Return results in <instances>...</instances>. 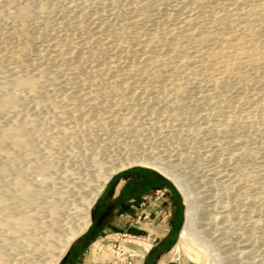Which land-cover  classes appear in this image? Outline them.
<instances>
[{"label": "rangeland", "instance_id": "obj_1", "mask_svg": "<svg viewBox=\"0 0 264 264\" xmlns=\"http://www.w3.org/2000/svg\"><path fill=\"white\" fill-rule=\"evenodd\" d=\"M10 1H0L3 2L0 4L3 9L2 11L0 8V69L2 68L0 79L4 81L9 76L18 74L17 76L29 75L25 78L35 77V79L42 80L37 88L18 91L20 94L16 97L17 101H13L15 102L14 105L12 102L9 107L0 109V127H7L9 124V126L17 125L22 128L27 125L25 128L29 132H27L28 135L30 134L28 144L34 151L32 157L24 158L25 160L17 156L19 153L13 155L14 159H12L13 156H11L12 158L7 156L8 154L6 152L7 155L4 154V151L1 152L2 149L0 148V167L4 165L5 168V172H2L0 168V176L6 183L4 186L8 184L7 187L2 188L4 198L11 205L16 203L15 195L19 192L12 182L17 177L18 172L23 171L22 173L26 174L24 177H27L26 179L33 187V194L36 193L37 200H42V202L33 203V208L28 206V211L36 212L35 215H37L34 217L36 222L47 221L48 218L50 221L47 222L49 223L48 227L46 224L40 226L41 223L40 225L37 224V228L30 226L27 233H31L30 235L36 238L37 235L44 234L51 227L60 234L69 231V228L64 227V222L68 221L69 218L72 219L70 220L72 224L77 222L75 217L77 215L79 217V213H81L77 207L90 196L92 189L95 188L94 185L99 182V174L111 170L110 168L123 163L125 160L129 164L122 166L123 171L142 168L161 175L164 174L162 171L151 168V165L135 161L137 158H149L168 165L193 192L195 203L198 206L195 224L187 227V203L183 191L179 188L185 206L184 224L181 227L180 236L171 250L160 258V262L155 260L152 264H192L196 261L197 256L202 261L200 264H264V59L258 65H246V68L245 65L240 66L238 68L240 74H232L226 78L220 84L221 86L217 87L218 92L213 89L212 79L208 77L204 79L203 75L200 74L202 76L200 77L198 73L193 72L192 77L191 71H186L193 69L190 68L191 64H188L189 68L180 67L181 71L178 67H174L175 69L173 67L167 68L170 72L177 71L178 68V71L182 73L174 72L175 75H178V79L174 73H172L173 75L168 73V70V72L165 71L166 75L162 71V74L167 77L156 76L160 75L161 72V70L156 71V69L152 70L156 71L154 76L150 71L148 74L143 71L144 74L136 75L134 79L133 76L120 75L117 71L111 70L112 63H109L110 65L107 63L108 58L110 60L120 58L124 61H127V58L129 61L138 60L137 56H140V52L135 55L136 51L138 53L135 48V46L138 47V41L136 39L122 41V33L125 34L126 30V32L131 30L130 33H132V31L140 30L144 26L149 28L158 26L157 28H160L163 25H169L170 21L167 23L164 15L169 11L173 12L172 9H176L177 5H172L174 0H164L166 2L163 0H138V2H134V0H17L16 2L13 0L14 6ZM211 1L203 0L198 5L202 4L200 7H209L215 4L222 6V3L230 0H214V4ZM26 3H33L32 7L35 11H33V19L26 25L28 28L25 27L26 30H23V27L20 26L22 29L17 27L18 23L10 16L18 6ZM10 6L12 7L10 8ZM164 6L166 8L162 11ZM191 6H195V4ZM177 8L179 7L177 6ZM9 12L11 14H8ZM142 14L144 15L141 16ZM150 14L152 15L151 19L147 17L148 20L141 19V17L150 16ZM136 15L137 19L131 18L136 17ZM128 19L132 21L129 22ZM114 21L117 26L119 24L117 28L116 26L113 27L112 24L110 25ZM132 22L135 24L133 25ZM172 23L174 21H171ZM110 28L117 29L118 32ZM9 30L12 31L9 32ZM106 31L111 32V35ZM103 32L104 35H102ZM106 36H109L107 38L111 39L109 40L115 44L114 46L120 45L121 41L130 43H127L128 45L124 43V49L123 47L122 49L125 52L120 51L119 55H116L112 49L114 46L108 42ZM256 37L264 40V36L262 37L260 34ZM96 38H101V41H96ZM100 45L101 48H99ZM24 47L31 50L21 51L24 50ZM53 48L55 51L52 50ZM133 54L135 56H132ZM9 63L16 67L19 66L17 68L14 66L18 72H15L16 69L11 65L13 69L8 70ZM108 65L109 68L107 69L106 66L108 67ZM2 66L6 68L3 69ZM93 67H99L100 71L103 70L102 72L105 73L106 70L108 73H100L96 68L95 71ZM90 68L92 69L91 72L94 73L95 71L97 75L93 73L91 75ZM3 70H7L6 72H9L10 75L9 73L4 74L5 71ZM97 71H99V75ZM86 72L89 73L86 74ZM183 73H189V76L183 75ZM247 73L249 74L247 75ZM168 76H173L175 79L171 77V80ZM172 83L180 84L183 87L180 90L183 94L180 92L177 94L176 90L171 87ZM10 86L12 87V85ZM206 94H209L208 98L205 97ZM204 113H211L208 120L201 117ZM225 126L226 128H224ZM10 142V140L6 141L3 146L11 152L14 146ZM15 158L17 161H14ZM43 159L49 161L51 166L46 172L49 176L46 178L47 181L41 183L39 180L43 175L39 172L36 173L35 168L32 167V171L29 168L32 164H36L33 163L35 161L37 163L44 162ZM119 161L120 163H118ZM28 162L32 164L28 165ZM14 167L18 169L15 170ZM20 168L21 170H19ZM34 179L38 180L35 181ZM9 180L12 185L8 183ZM172 181L177 185L176 181ZM35 189L38 190V193ZM50 192H54L55 196ZM46 194L47 197L51 196L49 200L45 196ZM51 199L53 200L52 205ZM43 200L46 202H44L45 206L47 201H50L47 208L41 207L44 205ZM34 205L38 209L34 208ZM53 206L58 208L56 220L47 210ZM95 206L96 202L91 208V217ZM34 209H37L38 212ZM72 209L79 210V213L75 214L76 212ZM215 215L217 216L215 217ZM38 238L37 236L36 239ZM81 239L82 236L76 238L68 251L74 250L76 243ZM21 241L23 240L15 241L16 244L6 243L3 245V250L6 252L8 250V252L17 251L18 253L14 252V254L17 253V258H14V255L9 259H0L2 262L0 264L17 263V260L23 255L22 252L24 253L29 248L28 246L25 247V242L22 243ZM85 246L87 247L82 248L81 258L77 260L79 264H94L93 260L97 262L96 264H142L144 257L142 251H146L152 245L148 240L135 237L131 231L126 230L125 226H109L102 232L99 239L92 243L87 242ZM68 251L59 264L63 263ZM35 255L37 260L42 257V255L38 257V254ZM33 258L32 261H35ZM63 264H69L68 260Z\"/></svg>", "mask_w": 264, "mask_h": 264}, {"label": "bare ground", "instance_id": "obj_2", "mask_svg": "<svg viewBox=\"0 0 264 264\" xmlns=\"http://www.w3.org/2000/svg\"><path fill=\"white\" fill-rule=\"evenodd\" d=\"M1 1V0H0ZM7 1V0H6ZM10 1V0H8ZM13 1V0H12ZM10 1V3L12 2ZM138 0H134V2ZM142 1V0H141ZM140 1V2H141ZM145 1V0H144ZM164 1V0H163ZM172 1V0H171ZM209 1V0H208ZM211 1V0H210ZM213 1V2H212ZM212 4H214V0H212ZM231 1V0H230ZM230 1H225L226 3H222V6H218L215 7V5L213 6H209V7H200L198 4L202 3L203 0H174L172 2V5H177L179 8L176 9H172L173 12L169 11L167 14H165V19L166 22L171 24V21H174V23H172L171 25H163L160 28L154 27V28H149L147 26H144L142 28H140V30H134L132 31V33H130L131 30H129L128 32L125 31V34H123L122 32V41H124L125 39L127 41H130L131 39H136L137 41V46H135L136 50H138V53L136 51V54H139L140 52V56H137L136 58L138 60L133 61L127 58V61L125 62L124 60H121L120 58H113L112 60H110L108 58V60H110L107 63H112L110 69L117 71L118 74L120 75H127L128 77L130 76H136V75H141L142 73H149L148 71H150V73H153L154 76V72H156L157 70H161L160 75H156V76H161L162 71L165 73H171V75H173L172 73L178 71V68L180 69L183 68L184 66L188 67V64H191L192 66L190 68L191 69H187L186 71L188 72V70L191 71L190 74L193 73H198L199 75H203L204 79L205 77L210 78L213 80V89L217 90V87H220L221 83H223L224 80H226V78H228L230 75L232 74H240L238 71V68H240V66H244L246 68V65H258L261 64L263 59H264V40H261L262 38H257L256 35L260 34L262 37L264 36V0H232V2ZM17 2V0H16ZM22 2V1H21ZM26 2V1H25ZM166 2V1H164ZM3 3V2H2ZM0 2V4H2ZM8 3V2H7ZM20 3V2H19ZM207 3V2H206ZM218 3V2H217ZM12 5L14 4L13 2L11 3ZM16 4V3H15ZM33 4V3H32ZM31 3L30 4H19L20 6L17 7V9L15 10V12H13V14L10 16L14 19V21L17 24V27L21 26L26 30L25 27H27L26 25L33 19L34 17V12L35 9L32 7ZM171 4V3H170ZM192 4H195V6H191ZM219 4V3H218ZM221 4V2H220ZM87 5V4H86ZM146 5V4H145ZM144 5V6H145ZM174 5V6H175ZM211 5V4H208ZM14 6V5H13ZM38 6V5H37ZM37 6H35L36 8H38ZM42 6V5H41ZM143 6V7H144ZM157 6V5H155ZM204 6V5H203ZM2 7V5H1ZM0 7V8H1ZM12 6H10L11 8ZM16 7V6H15ZM158 7V6H157ZM48 8V7H47ZM140 8V7H139ZM166 7H162V11L163 9H165ZM172 8V7H171ZM2 9V8H1ZM0 9V10H1ZM14 9V8H13ZM43 9V7H42ZM45 9V6H44ZM81 9V8H80ZM158 9V8H157ZM170 9V8H169ZM37 10V9H36ZM48 10V9H46ZM45 10V11H46ZM74 10V9H73ZM146 10V9H145ZM176 10V11H174ZM3 11V9H2ZM1 11V13H2ZM10 11V9H9ZM71 11V10H70ZM165 11V10H164ZM167 11V10H166ZM42 12V11H41ZM146 12V11H145ZM149 12V11H148ZM159 12V11H158ZM37 13V12H36ZM46 13V12H45ZM44 13V14H45ZM82 13V12H81ZM160 13V12H159ZM165 13V12H164ZM3 14V13H2ZM8 14H11V12H9ZM96 14V13H95ZM101 14V13H100ZM104 14V13H102ZM133 14V13H132ZM131 14V15H132ZM152 14V13H151ZM150 14V16L146 15L144 17H141V19H146V17L148 19L152 18V15ZM37 15V14H36ZM144 14H142L141 16H143ZM81 16V15H80ZM116 16V15H115ZM134 16V15H133ZM163 16V15H162ZM95 17V16H94ZM102 17V16H101ZM131 17V16H129ZM139 17V16H138ZM103 18V17H102ZM128 18V17H127ZM131 18H136L137 19V15L136 17H131ZM140 18V17H139ZM138 18V20H139ZM162 18V17H161ZM10 19V18H9ZM37 19V18H36ZM99 19V18H98ZM130 19V18H129ZM128 19V20H129ZM146 19V20H148ZM41 20V19H40ZM63 20V19H62ZM66 20V19H65ZM127 20V21H128ZM177 20V21H175ZM3 21V20H2ZM10 21V20H8ZM58 21V20H57ZM132 20H129V22ZM152 21V20H151ZM99 22V21H98ZM108 22V21H107ZM134 22V19H133ZM132 22V24H133ZM7 23V22H6ZM33 23V22H32ZM31 23V24H32ZM35 23V22H34ZM102 23V22H101ZM121 23V22H120ZM124 23V22H123ZM122 23V25H123ZM128 23V22H127ZM126 23V24H127ZM156 23V22H155ZM165 23V22H164ZM116 26V28L119 26H117V24L114 23H110V25ZM125 24V23H124ZM135 24V23H134ZM133 24V25H134ZM7 25V24H6ZM58 25V24H57ZM109 25V26H110ZM147 25V24H146ZM154 25V24H153ZM159 25V24H158ZM59 26V25H58ZM62 26V25H61ZM259 26V27H258ZM20 27V28H21ZM60 27V26H59ZM111 27V26H110ZM125 27V26H124ZM5 28V27H4ZM19 28V29H20ZM28 28V27H27ZM100 28V27H99ZM121 28V25H120ZM123 28V27H122ZM157 28V29H156ZM261 28V29H260ZM15 29V28H14ZM18 29V30H19ZM22 29V28H21ZM60 29V28H59ZM112 29V28H110ZM114 29V28H113ZM112 29V30H113ZM124 29V28H123ZM126 29V27H125ZM58 30V29H57ZM62 30V29H61ZM99 30V29H98ZM101 30V29H100ZM115 30V29H114ZM117 30V29H116ZM115 30V31H116ZM122 30V29H119ZM12 31V30H11ZM9 30V32H11ZM38 31V30H37ZM104 31V30H103ZM108 31V30H107ZM106 31V32H107ZM17 32V30H16ZM99 32V31H98ZM114 32V31H113ZM112 32V33H113ZM118 32V30H117ZM120 32V31H119ZM53 33V32H52ZM108 33V32H107ZM111 33V32H110ZM110 33H108L109 35H111ZM116 33V32H115ZM3 34V33H2ZM11 34V33H10ZM50 34V33H49ZM97 34V33H96ZM117 34V33H116ZM114 34V36L116 35ZM57 35V34H56ZM104 35V32L103 34ZM107 35V34H106ZM113 35V34H112ZM120 35V34H117ZM159 35V37H158ZM21 36V35H20ZM45 36V35H44ZM59 36V35H57ZM40 37V36H39ZM38 37V38H39ZM46 37V36H45ZM105 38V36H103ZM101 37V38H103ZM109 36H106V38ZM113 37V36H112ZM116 37V36H115ZM120 38V36H117ZM5 38V37H4ZM17 38V37H16ZM98 38V37H97ZM100 40V39H97ZM46 39V38H45ZM44 39V40H45ZM53 39V38H52ZM94 39V38H93ZM110 39V38H109ZM108 38V42L111 43L112 41H110ZM113 39V38H112ZM115 39V38H114ZM129 39V40H128ZM88 40V39H87ZM105 39V41H107ZM117 41H119L117 38L115 39ZM121 40V39H120ZM1 41V40H0ZM13 41V40H12ZM27 41V40H26ZM37 41V40H35ZM101 41V40H100ZM99 41V42H100ZM104 41V40H103ZM120 42L119 48H117L118 46H114L115 44L111 43V45H113L114 47L112 48L114 51V54L119 55L118 53H120V51H124V43L126 42ZM134 41H132L133 43H135ZM3 42V41H2ZM38 42V41H37ZM10 43V42H9ZM13 43V42H12ZM15 43V42H14ZM102 43V42H100ZM104 43V42H103ZM116 43V42H115ZM130 43V42H127ZM126 43V44H127ZM11 44V43H10ZM24 44V42H23ZM48 44V43H47ZM81 44V43H80ZM108 44V43H107ZM117 44V43H116ZM27 45V44H26ZM52 45V44H51ZM57 45V44H56ZM55 45V46H56ZM128 45V44H127ZM126 45V46H127ZM19 46V44H18ZM21 46V44H20ZM25 46V45H24ZM28 46V45H27ZM32 46V45H31ZM47 46V45H46ZM106 46V45H105ZM110 46V45H107ZM7 47V46H6ZM4 47V48H6ZM17 47V46H16ZM22 47V46H21ZM42 47V46H41ZM52 47V46H51ZM121 47V48H120ZM123 47V49H122ZM34 48V47H33ZM101 48V45L100 47ZM17 49V48H15ZM28 47H24V50L21 51H28ZM45 49V48H44ZM48 49V47H47ZM51 49V48H50ZM57 49V48H55ZM59 49V48H58ZM104 49V48H103ZM109 49V48H108ZM111 49V50H112ZM1 50V49H0ZM31 50V49H29ZM39 50V49H38ZM54 50V48L52 49ZM61 50V49H60ZM3 51H5L3 49ZM45 52V50H43ZM55 51V50H54ZM59 51V50H58ZM56 51V52H58ZM134 51V50H133ZM134 51V52H135ZM7 52V51H6ZM111 52V51H110ZM112 52V53H113ZM125 52V51H124ZM123 52V53H124ZM126 52H128V50H126ZM133 52V53H134ZM10 53V52H9ZM17 53V52H15ZM30 53V52H29ZM47 53V52H46ZM60 53V52H59ZM62 53V52H61ZM129 53V52H128ZM127 53V54H128ZM12 54V53H11ZM41 54V52H40ZM126 54V55H127ZM13 55V54H12ZM15 55V54H14ZM39 55V54H38ZM42 55V54H41ZM54 55V54H51ZM56 55V54H55ZM58 55V54H57ZM56 55V56H57ZM61 55V54H60ZM111 55V54H110ZM109 55V56H110ZM122 55V54H121ZM125 55V53H124ZM130 55V54H129ZM128 55V56H129ZM134 54L132 56H135ZM4 56V55H2ZM25 56V55H24ZM112 56V55H111ZM126 56V57H128ZM131 56V55H130ZM6 57V56H5ZM3 57V58H5ZM17 57V55H16ZM38 57V56H37ZM43 58V55L41 56ZM62 57V56H61ZM113 57V56H112ZM115 57V55H114ZM118 57V56H116ZM123 57V56H122ZM125 57V56H124ZM123 57V58H124ZM10 58V57H9ZM40 58V57H39ZM64 58V57H63ZM131 58V57H129ZM41 59V58H40ZM45 59V58H44ZM97 59V58H96ZM134 59V58H133ZM24 60V59H23ZM99 60V58H98ZM135 60V59H134ZM26 61V60H25ZM100 61V60H99ZM11 63V61H10ZM9 63V69H13L11 68L14 67L15 65H11ZM21 63V62H20ZM26 63V62H25ZM88 63V62H87ZM105 63V64H107ZM5 64V63H4ZM14 64V63H13ZM104 64V65H105ZM8 65V63H7ZM6 65V66H7ZM11 65V66H10ZM110 65V64H109ZM106 66V68H109ZM31 66V65H29ZM42 66V65H41ZM44 66V65H43ZM46 66V65H45ZM262 66V65H261ZM3 67V66H2ZM16 67V66H15ZM14 67V68H15ZM19 67V66H17ZM16 67V68H17ZM91 67V66H90ZM102 67V66H101ZM169 67V68H168ZM170 67H178L177 71H173L170 72ZM6 67H3V69H5ZM15 68V69H16ZM41 68V67H40ZM94 68V67H93ZM96 68V67H95ZM94 68V69H95ZM99 68V67H98ZM96 68L97 70L100 71V69ZM168 68V69H167ZM173 68L171 69V71L173 70ZM255 68V67H254ZM14 69V70H15ZM26 69V68H25ZM30 69V68H28ZM78 69V68H77ZM91 69V68H90ZM95 69V71H96ZM103 69V67H102ZM105 69V66H104ZM156 71H152L155 70ZM175 69V68H174ZM184 69V68H183ZM24 70V69H23ZM57 70V69H56ZM80 70V69H79ZM89 70V69H87ZM111 70H109L111 72ZM168 70V71H167ZM262 70V69H261ZM0 71H2V68L0 69ZM5 71V70H3ZM7 71V70H6ZM5 71L4 74H8ZM92 69L90 70V74L92 75L93 72H91ZM94 71L93 74H96V72ZM97 71V73L99 72ZM103 70L100 71V73H104L102 72ZM144 71V72H143ZM181 71V69H180ZM185 71V72H186ZM12 72V71H11ZM15 72H18L17 69L15 70ZM20 72V70H19ZM27 72V71H26ZM179 72V71H178ZM183 72V71H182ZM244 72V71H243ZM254 72V71H253ZM3 73V72H2ZM22 73V72H20ZM40 73V72H39ZM78 73V72H77ZM89 72H86V74ZM106 73V70H105ZM104 73V74H105ZM108 73V72H107ZM106 73V74H107ZM113 73V72H112ZM176 73H174V76ZM181 73V72H179ZM188 73V74H189ZM245 73V72H244ZM250 73V72H249ZM247 73V75L249 74ZM259 73V72H258ZM1 74V73H0ZM12 74V73H11ZM31 74V73H30ZM85 74V73H84ZM103 74V75H104ZM182 74V73H181ZM187 74V73H183ZM187 74V75H188ZM197 74V75H198ZM252 74V73H251ZM257 74V73H255ZM10 75V73H9ZM8 75V76H9ZM14 75V74H12ZM16 75V74H15ZM18 75V74H17ZM9 76L8 78H6V80L0 81V109L1 108H6L7 106L9 107V105L12 104L13 101H17L16 97L17 95H19L20 93H18V91L25 90V89H34L35 87L37 88L38 85H40L41 81L39 78L35 79L34 78H25V77H29V75L25 76L23 75L21 76ZM20 75V74H19ZM38 75V74H37ZM78 75V74H77ZM97 75V74H96ZM95 75V76H96ZM99 75V73H98ZM101 75V74H100ZM151 75V74H150ZM166 75V73H165ZM163 75V76H165ZM170 75V74H169ZM200 75V77H202ZM4 76V75H3ZM34 76V75H33ZM31 76V77H33ZM148 76V75H147ZM152 76V75H151ZM181 76V75H179ZM189 76V75H188ZM187 76V77H188ZM191 76V75H190ZM195 76V75H194ZM2 77V76H1ZM79 77V76H78ZM167 77V76H165ZM170 76H168L169 78ZM173 77V76H171ZM170 77V79H171ZM193 77V74H192ZM199 78V76H197ZM251 77V76H249ZM37 78V77H36ZM73 78V77H72ZM108 78V77H107ZM114 78H116L114 76ZM148 78V77H147ZM163 78V77H162ZM175 79V77H173ZM181 78V77H180ZM197 78V79H198ZM264 78V77H263ZM135 79V78H134ZM157 79V78H156ZM173 79V80H174ZM178 79V78H177ZM188 79V78H187ZM203 79V80H204ZM250 79V78H249ZM261 79V78H260ZM44 80V79H43ZM131 80V79H130ZM140 80V79H139ZM168 80V79H166ZM172 80V79H171ZM195 80V79H194ZM238 80V79H237ZM243 80V79H242ZM76 81V80H75ZM129 81V80H128ZM136 81V80H135ZM134 81V82H135ZM138 81V80H137ZM145 81V80H144ZM147 81V80H146ZM157 81V80H156ZM161 81V80H160ZM165 81V80H164ZM170 81V80H169ZM207 81V80H206ZM126 82V81H125ZM131 82V81H130ZM168 82V81H167ZM166 82V83H167ZM177 82V81H176ZM180 82V81H179ZM210 82V81H209ZM128 83V82H127ZM129 84V83H128ZM173 84V83H172ZM171 84V85H172ZM186 84V83H185ZM202 84V83H201ZM12 85V87L10 86ZM154 85V84H153ZM165 85V84H164ZM183 85V83H182ZM220 85V86H219ZM123 86V85H122ZM59 87V86H58ZM99 87V86H98ZM128 87V86H127ZM163 87V86H162ZM165 87V86H164ZM172 89L174 88L177 92V94H180L181 91L183 89V87L180 84L174 83L172 86ZM168 87V88H171ZM149 88V87H148ZM167 88V87H166ZM200 89V87H199ZM107 90V89H106ZM113 90V89H112ZM148 90V89H147ZM157 90V89H156ZM160 90V89H159ZM171 90V89H170ZM215 90V91H216ZM145 91V90H144ZM163 91V90H162ZM214 91V92H215ZM107 92V91H106ZM111 93H113L112 91H110ZM138 92V91H137ZM140 92V91H139ZM155 92V91H154ZM158 92V91H157ZM175 92V93H176ZM180 92V93H178ZM210 92V91H209ZM218 92V90H217ZM241 92V91H239ZM132 93V92H131ZM213 94V91L211 92ZM210 93V94H211ZM250 93V92H249ZM160 94V93H159ZM163 94V93H162ZM183 94V93H181ZM203 94V93H202ZM211 94V96H212ZM242 94V92H241ZM255 94V93H254ZM83 95V94H82ZM89 95V94H88ZM169 95V94H168ZM250 95V94H249ZM253 95V94H252ZM102 96V95H101ZM105 96V95H104ZM133 96V94H132ZM131 96V97H132ZM156 96V95H155ZM167 96V95H166ZM255 96V95H254ZM170 97V96H169ZM168 97V98H169ZM172 97V96H171ZM174 97V96H173ZM176 97V96H175ZM206 98L209 97V94L205 95ZM216 97V96H215ZM257 97V96H255ZM105 98V97H104ZM181 98V97H180ZM254 98V97H253ZM152 100V99H151ZM246 100V99H245ZM105 101V100H104ZM150 101V100H149ZM177 101V100H176ZM13 102V105L14 103ZM20 102V101H19ZM220 102V101H219ZM171 103V102H170ZM221 103V102H220ZM168 104V103H167ZM211 104V101H210ZM164 105V104H163ZM230 105V104H229ZM173 106V105H172ZM171 106V107H172ZM221 106V105H220ZM70 107V106H69ZM168 107V106H167ZM12 108V107H11ZM9 109V108H8ZM66 109V108H65ZM258 110V109H257ZM1 111V110H0ZM225 112V111H224ZM235 112V111H233ZM213 114V113H212ZM173 115V114H172ZM221 115V114H220ZM153 116V115H152ZM151 116V117H152ZM211 116V113H204L203 115H201V117L205 120H208ZM246 116V115H245ZM257 116V115H255ZM254 117V116H252ZM212 118V117H211ZM221 118V117H220ZM164 119V118H163ZM162 119V120H163ZM168 119V118H167ZM219 119V118H218ZM232 119V118H230ZM250 119V117H249ZM233 120V119H232ZM241 120V119H240ZM252 120V119H251ZM10 121V120H9ZM100 121V120H99ZM135 121V120H134ZM230 121V120H229ZM264 121V120H263ZM203 122V121H202ZM208 122V121H207ZM205 122V123H207ZM219 122V121H218ZM31 123V122H30ZM135 123V122H134ZM163 123V122H162ZM22 124V123H21ZM26 124V123H25ZM164 124V123H163ZM208 124V123H207ZM210 124V123H209ZM219 124V123H218ZM217 124V125H218ZM13 125V124H12ZM31 125V124H30ZM201 125V124H200ZM215 125V126H217ZM17 126V125H16ZM8 126L5 127H0V148L2 149V151H4V154H6L7 156H13L16 153H19V156L21 159L24 158H28L29 156H31L32 154H34L33 150L31 149V147L29 146L28 142H29V138L28 136H30V134L28 135V131H27V125L19 128L18 126ZM207 126V125H206ZM212 126V125H211ZM204 127V126H203ZM208 127V126H207ZM206 127V128H207ZM223 127V126H222ZM29 128V126H28ZM34 128V127H33ZM190 128V127H189ZM200 128V127H199ZM226 128V126L224 127ZM178 129V128H177ZM216 130V129H215ZM222 130V129H221ZM30 131V130H29ZM41 131V130H40ZM28 132V133H27ZM39 132V131H38ZM46 133V132H45ZM224 134H226L224 132ZM32 135V134H31ZM45 137V134H43ZM42 135V136H43ZM188 135V134H187ZM38 136V135H37ZM36 136V137H37ZM41 136V137H42ZM184 136V135H183ZM179 138V137H178ZM10 140V143H13L11 145L14 146L15 151L13 152L14 149L11 150V152L8 150H6L7 148H4V143L6 141ZM54 141V140H53ZM54 143V142H52ZM57 143V142H56ZM7 144H9L7 142ZM221 145V144H220ZM45 146V145H44ZM47 146V144H46ZM6 147H8L6 145ZM12 147V146H10ZM9 147V148H10ZM218 148V147H217ZM6 152V153H5ZM14 153V154H13ZM239 153V152H238ZM12 154V155H11ZM50 155V154H49ZM9 157V158H10ZM32 157V156H31ZM12 158V157H11ZM14 159V156L13 158ZM16 159V158H15ZM20 159V161H21ZM35 159V158H34ZM132 159V158H131ZM25 160V159H24ZM45 160V159H43ZM111 160V159H110ZM128 160V159H127ZM130 160V158H129ZM14 161H17L14 160ZM31 161V160H30ZM40 161V160H39ZM126 161V160H125ZM123 162L120 163V161L118 163H120L119 165H115L112 168H110L111 170L106 171L105 173H100L99 174V182L98 184L94 185L95 188L92 189V192L90 194L89 197H87V199H85L83 202L82 207L80 206H75L77 207L81 213H79L77 211H75L77 214V212L79 213V217L77 215L76 221L73 224L71 223L72 219L69 218L68 221L64 222V227L69 228V231H66L63 234L57 233V231L51 227V229H48L47 232H43L44 234L42 235H37L39 238L32 237L29 233H27V229L30 228V226L32 227H38V223L39 221H35L34 217H36L35 213H31L30 211H28V206H31V208H33L32 204L36 203L37 201H41L42 200H37L38 198L36 197V193L33 194V187H31L29 180H27L26 176L24 177V175H26L25 173L23 174V171H19L17 174V177H13L15 179H13L14 181L12 182L13 186L15 187V189L18 190L19 194H16L15 192V200L16 203H14V205H11V203H8L7 200H5V195H4V191L2 192V188L3 187H7L4 186V183L1 176H0V259H9L11 256H14V258H17V252L16 254H14V252H7L5 250H3V245L6 243H15L17 241H20L21 239L23 241H21L22 243L25 242L23 245L25 247H29L28 249H24V253L22 252V257L19 258L17 260L18 264H59L61 262V260L63 259L64 255L66 254V252L68 251L70 245L72 244V242L82 236L89 228V226L91 225V208L93 206V204L95 203L99 193L101 192L102 188L104 187V185L106 184L107 180L115 173L118 172L119 170H122L124 168H122V166L129 164V162ZM135 161L138 162H142V163H146L147 165H151L150 167L157 169L158 171H162L166 176H168L169 178H171L172 180L176 181V184L178 185V187L183 191L184 195H185V202L187 203V227H191L193 226V224H195V215L198 214L197 212V205L195 203V197L193 195V192L177 177V175L174 173L173 170H171V168L159 161L156 160H152L149 158H137L135 159ZM33 163L36 164H32L31 168H29L31 171L33 170V168H35L36 173L39 172L43 175V177L41 176V179L39 180L41 183L44 181H47V170L50 168L51 163L47 160H45L44 162H38L35 161ZM25 164H27L25 162ZM28 162V165H31ZM4 166V165H3ZM0 167L2 172H5V168L4 167ZM26 166V165H25ZM12 167V166H11ZM28 167V166H27ZM26 167V169H27ZM9 168V167H8ZM13 168V167H12ZM15 170H17V167H14ZM89 169V168H88ZM12 170V169H11ZM21 170V168L19 169ZM92 170V169H89ZM243 171V170H242ZM90 173V172H89ZM241 173V172H240ZM246 173V172H245ZM244 173V174H245ZM8 174V173H5ZM11 174V172H10ZM85 174V173H84ZM248 174V172H247ZM1 175V172H0ZM4 175V174H2ZM15 175V174H14ZM39 175V174H38ZM227 175V174H226ZM246 175V174H245ZM89 176V174H88ZM49 177V176H48ZM72 177V176H71ZM85 177V176H84ZM250 177V176H249ZM38 178V177H37ZM88 178V177H87ZM86 178V179H87ZM230 178V177H228ZM236 178V177H235ZM240 179V178H239ZM10 180L8 181V183H10ZM35 180V179H34ZM38 179H36L35 181H37ZM49 180V178H48ZM248 180V179H247ZM55 182V181H54ZM249 182V181H248ZM39 183V182H38ZM71 183V182H69ZM73 183V182H72ZM11 184V183H10ZM9 184V185H10ZM11 184V185H12ZM37 184V183H36ZM252 185V184H251ZM234 187V186H233ZM253 187V186H252ZM13 189V187H12ZM14 189V190H15ZM247 189V187H246ZM4 190V189H3ZM15 190V191H17ZM36 190V189H35ZM91 190V189H90ZM38 193V190H36ZM50 191V190H49ZM62 191V190H61ZM17 192V193H18ZM40 192V191H39ZM48 192V191H47ZM46 192V193H47ZM52 192V191H51ZM52 195H54V192L51 193ZM69 192V191H67ZM71 192V191H70ZM248 192V191H247ZM49 194V195H50ZM60 194V193H59ZM58 195V194H57ZM66 195V194H65ZM38 196H40V194H38ZM47 197V194L45 195ZM55 196V195H54ZM59 196V195H58ZM63 196V195H62ZM45 197V200H46ZM51 196L47 197L48 200ZM53 197V196H52ZM242 197V196H241ZM244 197V196H243ZM40 198V197H39ZM54 198V197H53ZM56 198V197H55ZM76 198V197H75ZM8 199V198H7ZM41 199V198H40ZM44 199V198H43ZM57 199V198H56ZM54 199V200H56ZM250 199V198H249ZM74 200V199H73ZM78 200V199H77ZM80 200V199H79ZM6 201V202H5ZM51 201V205H52V199ZM47 201V205L48 202ZM59 201V200H58ZM66 201V200H65ZM76 201V200H75ZM45 201L43 200V204L41 207L47 208V205L45 206ZM70 202V201H69ZM13 203V202H12ZM56 203V201H55ZM53 202V204H55ZM60 203V202H59ZM77 203V202H76ZM242 203V202H241ZM31 204V205H30ZM42 204V203H40ZM50 204V203H49ZM80 204V203H79ZM37 206L39 205L36 204ZM58 205V203H57ZM56 205V206H57ZM78 205V204H77ZM50 206V205H49ZM48 206V207H49ZM52 207V208H48L47 210L48 213L52 216V218H54V220H56V214L58 212V208L57 207ZM40 207V206H39ZM59 207V206H58ZM34 208L35 207L34 205ZM41 208V209H42ZM57 208V209H56ZM240 208V207H239ZM34 209V210H37ZM70 210V211H72ZM205 210V209H204ZM251 210V209H250ZM254 210V209H252ZM40 211V210H39ZM38 212V210H37ZM73 212V211H72ZM200 212V211H199ZM253 213V212H252ZM39 214V213H38ZM73 214V213H72ZM66 215V214H65ZM70 215V214H69ZM218 215V214H217ZM215 215V217L217 216ZM220 216V215H219ZM222 216V215H221ZM226 216V215H225ZM38 217V216H37ZM67 217V216H66ZM73 217V216H71ZM78 218V219H77ZM214 218V217H213ZM61 219V218H60ZM211 219V218H210ZM215 219V218H214ZM217 219V218H216ZM207 220V219H206ZM218 220V219H217ZM216 220V221H217ZM49 221V218L44 221L40 220L39 225L40 226H44L46 224V226L49 224L47 223ZM52 221V220H51ZM50 222V221H49ZM54 222V221H53ZM52 222V223H53ZM51 224V223H50ZM63 224V223H62ZM67 224V225H66ZM45 226V227H46ZM57 226V225H56ZM31 227V228H32ZM48 227V226H47ZM35 229V228H34ZM58 229V228H57ZM246 229V228H245ZM32 230V229H31ZM43 230V229H42ZM46 230V229H45ZM30 232V230H28ZM204 232V231H203ZM201 234V233H200ZM34 235V234H33ZM193 235V234H192ZM183 236V235H182ZM35 238V240H34ZM16 241V242H15ZM20 242V243H21ZM21 243V244H22ZM206 245V244H205ZM242 245V244H241ZM16 247V246H14ZM24 247V248H25ZM5 248V247H4ZM14 249V248H13ZM23 249V248H22ZM243 252H245L243 250ZM25 254V255H24ZM35 254H38L37 257L39 255H42L41 258L35 259L34 256H36ZM21 256V253H20ZM34 257V258H33ZM13 258V257H12ZM32 258L35 259V261H32ZM13 261V260H12ZM1 262V261H0ZM15 262V261H14ZM13 262V263H14ZM202 261L199 258V256H197V259L194 263L192 264H200ZM2 263V262H1ZM11 263V261H10ZM16 263V264H17Z\"/></svg>", "mask_w": 264, "mask_h": 264}, {"label": "crops", "instance_id": "obj_3", "mask_svg": "<svg viewBox=\"0 0 264 264\" xmlns=\"http://www.w3.org/2000/svg\"><path fill=\"white\" fill-rule=\"evenodd\" d=\"M123 170L107 180L93 213L114 201L117 207L109 226L130 228L135 237L148 240L165 255L177 242L184 224L185 206L180 189L164 174L142 168ZM102 232L90 241L99 239ZM149 249L142 251L143 256Z\"/></svg>", "mask_w": 264, "mask_h": 264}, {"label": "flooded vegetation", "instance_id": "obj_4", "mask_svg": "<svg viewBox=\"0 0 264 264\" xmlns=\"http://www.w3.org/2000/svg\"><path fill=\"white\" fill-rule=\"evenodd\" d=\"M116 207L117 205L115 202L110 201L105 206L95 210L89 229L85 232V234L82 235V239L76 243V248L74 249L75 251L69 250L63 260V263L68 260L69 264H79L77 260H79L83 254L82 248L87 247L85 246L87 242H93L90 241L91 237H96L97 233L108 229ZM126 230L131 231L130 228H127ZM162 256V250L157 248V246L152 245L147 251L146 255L143 257V264H152L155 262V260L159 261Z\"/></svg>", "mask_w": 264, "mask_h": 264}, {"label": "water", "instance_id": "obj_5", "mask_svg": "<svg viewBox=\"0 0 264 264\" xmlns=\"http://www.w3.org/2000/svg\"><path fill=\"white\" fill-rule=\"evenodd\" d=\"M91 223H92V220H91ZM69 252V251H68Z\"/></svg>", "mask_w": 264, "mask_h": 264}]
</instances>
